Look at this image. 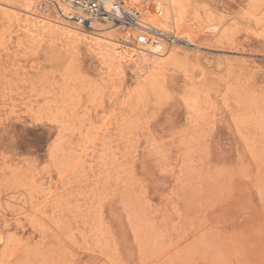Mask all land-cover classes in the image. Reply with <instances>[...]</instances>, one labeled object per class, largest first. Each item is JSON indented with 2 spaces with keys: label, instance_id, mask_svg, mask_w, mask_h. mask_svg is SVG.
Here are the masks:
<instances>
[{
  "label": "rangeland",
  "instance_id": "rangeland-1",
  "mask_svg": "<svg viewBox=\"0 0 264 264\" xmlns=\"http://www.w3.org/2000/svg\"><path fill=\"white\" fill-rule=\"evenodd\" d=\"M180 2L119 63L0 0V264H264V0Z\"/></svg>",
  "mask_w": 264,
  "mask_h": 264
},
{
  "label": "bare ground",
  "instance_id": "bare-ground-1",
  "mask_svg": "<svg viewBox=\"0 0 264 264\" xmlns=\"http://www.w3.org/2000/svg\"><path fill=\"white\" fill-rule=\"evenodd\" d=\"M5 1L18 8L25 9L28 15L33 19V26L39 29L57 27L62 35L72 38L77 42H84L89 48H99L101 52L110 50L109 56L119 63L131 60L134 55L138 57L141 53L150 54L157 50H162L164 54L175 52V47L167 48L164 46L165 39L160 37L162 35L165 36L167 33L166 28L168 27V19H171L174 26H176L174 28L177 30L175 37H180L178 34L182 32H184L185 36L188 38L192 37L194 34L192 25H186L182 19V9L184 8H182L180 0H138L139 2H134V0H103L105 8L115 9V13L118 15L123 14V12L131 13L128 8L132 6L141 17L139 19V24L130 27V29L132 28V40L137 44L136 48L130 51L123 50V52L117 44V33L114 31L116 27L115 24L109 21H99L97 20L98 18H92L100 16H97V13L92 14L89 10L85 11L81 9L78 2L75 0ZM50 10L55 11L57 13H55V15H57L56 17H62V20L55 19L53 22L47 24L45 18L49 16L46 12ZM76 16L84 18L91 17L88 20L90 23L80 25L78 22L71 19ZM170 37L173 38V36ZM136 59L137 58H134L135 63Z\"/></svg>",
  "mask_w": 264,
  "mask_h": 264
},
{
  "label": "built area",
  "instance_id": "built-area-1",
  "mask_svg": "<svg viewBox=\"0 0 264 264\" xmlns=\"http://www.w3.org/2000/svg\"><path fill=\"white\" fill-rule=\"evenodd\" d=\"M78 2L81 9L85 11H90L92 14L97 13V16L100 17H92V18H98L102 21H109L111 23H114L115 25L121 27L122 29H128L130 27L136 26L139 24V19L141 18L138 13L135 11L134 7L128 6L129 12H123V14L118 15L115 13V9H106L105 4L103 3V0H75ZM123 3V2H122ZM94 10V11H92ZM91 17H73L71 18L73 21L78 22V24H88L90 21H88Z\"/></svg>",
  "mask_w": 264,
  "mask_h": 264
}]
</instances>
